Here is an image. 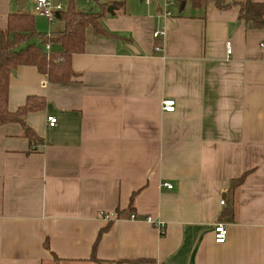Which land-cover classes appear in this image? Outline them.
<instances>
[{"label": "crops", "instance_id": "0c3cea01", "mask_svg": "<svg viewBox=\"0 0 264 264\" xmlns=\"http://www.w3.org/2000/svg\"><path fill=\"white\" fill-rule=\"evenodd\" d=\"M51 1L101 13L109 33L86 28L69 81L30 65L10 78V111L28 96L45 106L25 115L31 137L0 124V264H264V28L239 17L247 0ZM34 3L0 0V29L22 10L41 34L64 28ZM243 173L227 220L229 182Z\"/></svg>", "mask_w": 264, "mask_h": 264}, {"label": "trees", "instance_id": "16d2710c", "mask_svg": "<svg viewBox=\"0 0 264 264\" xmlns=\"http://www.w3.org/2000/svg\"><path fill=\"white\" fill-rule=\"evenodd\" d=\"M190 1L194 6H200L206 2V0ZM55 17L64 22V28L50 35L39 33L35 29L33 15L25 10L9 14L6 27L0 29V124L17 122L22 125L24 134L29 137L34 133L25 124V115L28 111L42 109L45 106V99L37 95L28 96L23 105L10 111L7 102L12 71L19 66L30 65L36 67L39 73L47 75L50 81H69L75 75L71 68V58L74 54L84 51L86 28L91 27L96 34L109 33L100 22L101 13L76 10L72 2L65 10L56 12ZM239 17L250 24L251 28H264V2L247 0L240 4ZM34 38H39L42 44L49 42L60 45L61 50L46 52L42 46L33 42L29 43ZM246 173L232 178L229 182L228 203L222 214V217L227 220L232 219L234 192L244 181ZM96 262L97 264H113Z\"/></svg>", "mask_w": 264, "mask_h": 264}, {"label": "built area", "instance_id": "2783aa9c", "mask_svg": "<svg viewBox=\"0 0 264 264\" xmlns=\"http://www.w3.org/2000/svg\"><path fill=\"white\" fill-rule=\"evenodd\" d=\"M147 3H149L151 0H145ZM63 10V6L60 3H53L51 0H35L33 11L36 14H39L41 16H44L47 18L49 23H53L56 20L55 13L58 11ZM165 16H169L170 12L165 9L164 11ZM165 31L164 30H157L153 33V37H159L164 36ZM48 44V43H47ZM46 49H48V45H46ZM159 46H155V50H159ZM226 53H231V44L230 42H226ZM162 109L164 111H173L174 109V100L172 99H166L162 102ZM46 123L48 127H54L57 124V119L53 115H47L46 117ZM163 186L166 188H171L172 185L168 183H164ZM224 199L220 201V203L224 204ZM102 217L106 220H110L109 214H103ZM130 219L134 220L136 219V215L134 213L130 214ZM144 220L148 223H151L159 232L160 234L164 232V224L160 222L159 220H154L151 216L146 215ZM213 233H214V241L216 243H223L226 239L227 235V227L222 222H216L213 226Z\"/></svg>", "mask_w": 264, "mask_h": 264}, {"label": "water", "instance_id": "95a60500", "mask_svg": "<svg viewBox=\"0 0 264 264\" xmlns=\"http://www.w3.org/2000/svg\"><path fill=\"white\" fill-rule=\"evenodd\" d=\"M18 1V5H19V8H23L25 6V0H17ZM184 1L181 2V6L183 5ZM114 6H109L108 7V11L109 12H112L110 9H112ZM12 74L14 75L15 74V71H12Z\"/></svg>", "mask_w": 264, "mask_h": 264}, {"label": "rangeland", "instance_id": "374dc122", "mask_svg": "<svg viewBox=\"0 0 264 264\" xmlns=\"http://www.w3.org/2000/svg\"><path fill=\"white\" fill-rule=\"evenodd\" d=\"M174 8H178V7L176 6V7H174Z\"/></svg>", "mask_w": 264, "mask_h": 264}]
</instances>
